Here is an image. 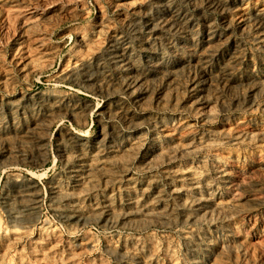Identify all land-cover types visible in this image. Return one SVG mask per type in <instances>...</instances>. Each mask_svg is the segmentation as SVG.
<instances>
[{
    "label": "rangeland",
    "instance_id": "obj_1",
    "mask_svg": "<svg viewBox=\"0 0 264 264\" xmlns=\"http://www.w3.org/2000/svg\"><path fill=\"white\" fill-rule=\"evenodd\" d=\"M0 264H264V0H0Z\"/></svg>",
    "mask_w": 264,
    "mask_h": 264
}]
</instances>
